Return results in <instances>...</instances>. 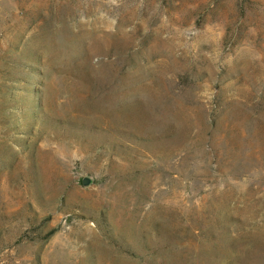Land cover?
Instances as JSON below:
<instances>
[{"label": "rangeland", "instance_id": "obj_1", "mask_svg": "<svg viewBox=\"0 0 264 264\" xmlns=\"http://www.w3.org/2000/svg\"><path fill=\"white\" fill-rule=\"evenodd\" d=\"M0 264H264V0H0Z\"/></svg>", "mask_w": 264, "mask_h": 264}]
</instances>
